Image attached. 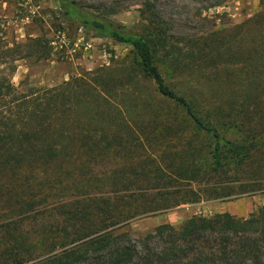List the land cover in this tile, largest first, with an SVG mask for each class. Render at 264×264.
Returning <instances> with one entry per match:
<instances>
[{
    "label": "trees",
    "instance_id": "1",
    "mask_svg": "<svg viewBox=\"0 0 264 264\" xmlns=\"http://www.w3.org/2000/svg\"><path fill=\"white\" fill-rule=\"evenodd\" d=\"M59 1L132 56L41 94L0 79V264H264V206L160 224L142 251L118 232L204 194L264 193V8L173 40L152 3L138 33Z\"/></svg>",
    "mask_w": 264,
    "mask_h": 264
},
{
    "label": "rangeland",
    "instance_id": "2",
    "mask_svg": "<svg viewBox=\"0 0 264 264\" xmlns=\"http://www.w3.org/2000/svg\"><path fill=\"white\" fill-rule=\"evenodd\" d=\"M76 1L90 13L138 33L145 32L149 24L142 10L147 2L152 3L159 16L170 24L173 40L227 30L264 8L261 0ZM38 41L41 45L36 46ZM131 56L129 47L109 38L94 37L80 22L69 21L59 0H0V79L11 81L19 92L41 94L42 90L76 77L85 78L99 69L109 66L119 69ZM191 81L199 82V73ZM180 183L185 184L179 182L168 189L184 188ZM188 186L198 191L202 185L194 182ZM260 206H264V193H239L224 198L204 194L196 201L133 219L118 232L128 233L132 243L142 251L140 240L144 241L145 235L160 224L178 227L192 215L212 217L226 211L247 217ZM162 238L150 239V246L162 247Z\"/></svg>",
    "mask_w": 264,
    "mask_h": 264
}]
</instances>
